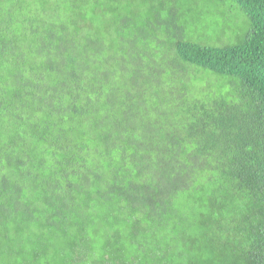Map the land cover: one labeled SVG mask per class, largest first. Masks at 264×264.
<instances>
[{
  "label": "trees",
  "instance_id": "trees-1",
  "mask_svg": "<svg viewBox=\"0 0 264 264\" xmlns=\"http://www.w3.org/2000/svg\"><path fill=\"white\" fill-rule=\"evenodd\" d=\"M233 1L245 37L205 44L130 39L104 0H0V201L230 197L233 264H264V0Z\"/></svg>",
  "mask_w": 264,
  "mask_h": 264
},
{
  "label": "rangeland",
  "instance_id": "rangeland-1",
  "mask_svg": "<svg viewBox=\"0 0 264 264\" xmlns=\"http://www.w3.org/2000/svg\"><path fill=\"white\" fill-rule=\"evenodd\" d=\"M104 1L119 5V23L130 39L143 25L166 40V31L181 24L185 37L205 44L237 43L249 30L233 0ZM248 210L230 197L197 192L169 205L95 195L0 201V214L18 226L0 233V264H233V242L243 246L247 235L226 231L247 225ZM216 226L222 230L212 235Z\"/></svg>",
  "mask_w": 264,
  "mask_h": 264
}]
</instances>
